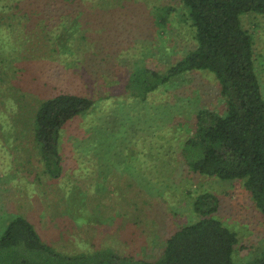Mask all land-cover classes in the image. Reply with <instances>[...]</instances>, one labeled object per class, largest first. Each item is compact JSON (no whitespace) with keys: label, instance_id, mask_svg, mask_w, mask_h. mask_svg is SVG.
Wrapping results in <instances>:
<instances>
[{"label":"rangeland","instance_id":"374dc122","mask_svg":"<svg viewBox=\"0 0 264 264\" xmlns=\"http://www.w3.org/2000/svg\"><path fill=\"white\" fill-rule=\"evenodd\" d=\"M241 24L264 97V16ZM193 47L181 0H0V236L17 214L67 257L112 249L153 260L211 193L215 218L238 236L233 260L259 256L264 224L244 181L193 173L182 157L196 113L224 111L214 76L172 78L145 101L126 90L138 68L163 75ZM61 93L94 105L67 123L54 179L31 130L40 103Z\"/></svg>","mask_w":264,"mask_h":264},{"label":"trees","instance_id":"16d2710c","mask_svg":"<svg viewBox=\"0 0 264 264\" xmlns=\"http://www.w3.org/2000/svg\"><path fill=\"white\" fill-rule=\"evenodd\" d=\"M194 41L189 50L161 75L138 68L128 79L132 98L145 101L172 78L194 71L211 73L224 100V111L201 109L182 157L193 173L221 181H244L264 224V97L255 71L253 41L242 27L247 14L264 16V0H181ZM94 102L61 93L38 106L32 123L33 143L44 173L56 179L62 167L61 139L67 123L85 115ZM218 198L197 196L193 211L199 219L165 239L153 260L134 259L112 249L67 257L46 245L33 225L17 214L7 216L0 236V264H264V250L235 262L238 236L215 218Z\"/></svg>","mask_w":264,"mask_h":264}]
</instances>
